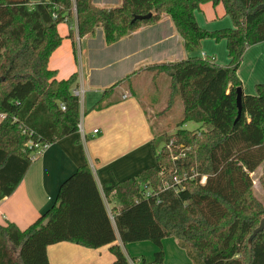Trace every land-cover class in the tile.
I'll return each mask as SVG.
<instances>
[{"label":"trees","instance_id":"trees-1","mask_svg":"<svg viewBox=\"0 0 264 264\" xmlns=\"http://www.w3.org/2000/svg\"><path fill=\"white\" fill-rule=\"evenodd\" d=\"M208 2L223 4L232 28L209 31L198 24L196 13ZM148 14L150 19L133 22ZM163 15L171 17L189 53L206 39L226 41L229 65L189 57L152 66L169 77L168 109L177 99L183 104L175 134L153 140L157 167L103 191L90 163L79 167L27 229L0 224V264H45L43 249L57 238L61 214L76 196L84 235L77 243L93 247L120 238L124 245H155L151 262L135 257L134 264H165L166 238H175L193 264H264V231L249 242L264 218L252 177L264 163V84L255 95L243 93L237 121V91L243 90L238 70L247 48L264 42V0H123L111 9L91 0H0V201L17 190L33 164L31 143L50 145L79 131L81 106L72 94L78 75L58 80L49 68L63 42L58 26L68 23L71 36L76 26L81 38L103 27L106 44L113 45ZM102 107L103 101L94 109ZM188 123L199 127L189 130ZM162 139L184 146L176 166L199 176L180 194L166 190L155 201L144 197L145 190L162 184L161 169L174 168L165 145L159 148ZM201 176H208L205 185ZM112 252L115 264H130L120 246Z\"/></svg>","mask_w":264,"mask_h":264},{"label":"crops","instance_id":"crops-1","mask_svg":"<svg viewBox=\"0 0 264 264\" xmlns=\"http://www.w3.org/2000/svg\"><path fill=\"white\" fill-rule=\"evenodd\" d=\"M91 2L104 9L123 4V0ZM73 28L76 32L71 36L72 28L68 23L58 26L63 42L52 54L49 68L57 73L58 80L78 75L79 84L74 88L82 86L86 91L85 112L81 107L84 136L79 130L50 144L33 162L17 190L0 201L1 225L13 223L20 230L27 229L52 207L61 184L87 163H90L102 191L109 190L116 183L135 179L142 172L157 167L153 140L162 134L169 135L164 131L155 134L149 107L145 106L139 91L141 81L147 75H152L153 81L162 75L150 70L152 66L177 63L195 56L186 51L185 42L171 17L163 15L157 23L143 25L113 45L106 44L103 27L82 38L78 36L76 26ZM210 29L206 30L228 28L212 25ZM213 43L204 42L202 57L214 59L220 66L229 65L226 41L220 45ZM78 47L79 58L76 54ZM238 76L245 95H255L256 86L264 84V42L247 48ZM125 83L130 85V89H123ZM120 89L122 91L118 93ZM101 101L104 107L94 109ZM158 120L159 130L162 120ZM94 130L99 132L95 135ZM252 177L255 188L264 181V163L252 173ZM79 205L80 198L76 196L63 210L57 224V238L43 249L45 264H115L114 246H120L129 260L144 257L151 262L154 259L157 248L151 242L124 245L117 238L114 243L101 246L77 243L76 240L84 236ZM166 239L163 246L166 245L167 249L172 248V240L179 246L175 238H169L171 241ZM186 253L183 249L177 252V256L187 259ZM165 264L177 263L168 262L165 258Z\"/></svg>","mask_w":264,"mask_h":264},{"label":"rangeland","instance_id":"rangeland-1","mask_svg":"<svg viewBox=\"0 0 264 264\" xmlns=\"http://www.w3.org/2000/svg\"><path fill=\"white\" fill-rule=\"evenodd\" d=\"M196 19L198 23L205 29H210L212 25H219L222 28H230L233 26L232 19L226 14L223 4H219L217 6H214L212 3H204L200 10L196 13ZM211 42L213 41L215 45H220L221 42H217L213 39H206L203 40L201 43L200 48L194 52V57L199 58H205L203 55V44L204 42ZM214 45V46H215ZM77 57L79 58V47L76 49ZM210 57V56H209ZM141 91H139L140 98L143 100L146 107H149L148 112L149 115L152 117V121L154 123V131L155 134L166 132L169 135L174 134L177 131V126L182 119L183 114V104L180 99H177L175 101V104L173 108L168 109V94H169V86H170V80L169 77L166 74H162L159 78L156 79V81L152 80V75H147L142 81H141ZM79 84V80L78 83ZM76 84V85H77ZM123 89H130L129 84H124ZM147 90V92H145ZM122 89L118 91V93H121ZM86 104L84 103V106L82 107V112H85ZM157 113V116L154 114ZM83 115V114H82ZM1 118V117H0ZM162 120L161 126L158 130L159 126V120ZM195 127H198V124L195 123H188L186 125L187 129H194ZM163 132V133H164ZM165 145L164 139L159 141V148L161 149ZM255 193L258 198V200L264 205V181L259 182L257 187L255 188ZM111 208V207H110ZM264 218L262 219V221ZM260 226V225H259ZM166 240H172L167 238ZM175 240V239H174ZM167 241V242H170ZM173 243L172 248H166V245L164 246L165 249V258L169 262H176L177 264H185V262L191 261L189 264H193L192 260L187 256V259L184 257V259H181L177 256V252H182L183 249H181L180 246H178L175 242L171 241ZM137 244V243H132ZM166 244V243H165ZM187 254V253H186ZM181 259V260H180Z\"/></svg>","mask_w":264,"mask_h":264},{"label":"built area","instance_id":"built-area-1","mask_svg":"<svg viewBox=\"0 0 264 264\" xmlns=\"http://www.w3.org/2000/svg\"><path fill=\"white\" fill-rule=\"evenodd\" d=\"M72 94L78 98L80 106H84V101H85V94L86 91L84 88L78 87V88H73ZM62 109L65 110V106L62 105ZM1 118H4L3 115H0ZM79 130L84 136V131L82 128V124L80 122L79 124ZM99 132V130H94V134L96 135ZM31 148L34 147V152L31 155L32 161H36L38 158H40L43 153L46 151V149L49 147L48 144H41V143H31ZM165 148L168 150L170 154V160L174 164V168L172 171H168L166 167L161 169L160 174L161 176L165 177L164 180L162 181V184L157 188H147L144 193V197L146 199H155V201H159V194L163 191L166 190H171L176 194H180L184 190H186V185L188 181L196 179L199 174L195 169L192 170H187L183 169L182 171L177 167V161L185 157L184 153V146L180 145L177 146L174 144L173 140L170 141L169 143L165 144ZM178 152V153H177ZM167 172H170V175H167ZM208 176H201L199 179V183L201 185H205L207 182ZM130 264H134L133 261L129 260Z\"/></svg>","mask_w":264,"mask_h":264},{"label":"water","instance_id":"water-1","mask_svg":"<svg viewBox=\"0 0 264 264\" xmlns=\"http://www.w3.org/2000/svg\"><path fill=\"white\" fill-rule=\"evenodd\" d=\"M152 16V14H148V15H145V16H135L134 17V21H137V20H140V21H143V20H148L150 19ZM242 97H243V90L242 89H238L237 91V107H238V118H237V121L240 119L241 115H242V112H243V105H242ZM236 121V122H237ZM264 231V220L261 222L260 226L254 230L252 236L250 237L249 239V242L252 243L253 240L256 238V236L263 232Z\"/></svg>","mask_w":264,"mask_h":264}]
</instances>
